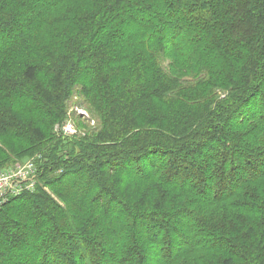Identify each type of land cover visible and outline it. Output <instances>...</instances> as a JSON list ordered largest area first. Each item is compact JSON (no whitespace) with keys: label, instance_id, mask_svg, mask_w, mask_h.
I'll list each match as a JSON object with an SVG mask.
<instances>
[{"label":"trees","instance_id":"trees-1","mask_svg":"<svg viewBox=\"0 0 264 264\" xmlns=\"http://www.w3.org/2000/svg\"><path fill=\"white\" fill-rule=\"evenodd\" d=\"M30 158L0 264H264V0H0V169Z\"/></svg>","mask_w":264,"mask_h":264},{"label":"built area","instance_id":"built-area-1","mask_svg":"<svg viewBox=\"0 0 264 264\" xmlns=\"http://www.w3.org/2000/svg\"><path fill=\"white\" fill-rule=\"evenodd\" d=\"M57 131L66 136H70L74 131L77 133L74 124L68 122L58 127ZM40 180L41 171L35 158L0 169V209L15 197L34 193L42 185Z\"/></svg>","mask_w":264,"mask_h":264},{"label":"rangeland","instance_id":"rangeland-1","mask_svg":"<svg viewBox=\"0 0 264 264\" xmlns=\"http://www.w3.org/2000/svg\"><path fill=\"white\" fill-rule=\"evenodd\" d=\"M71 112L72 113L69 116L68 123H70V124L73 123L74 127L77 129V123H78V121H80L79 117L82 116V117L88 118V112L86 110H84L83 108H73V109H71ZM76 134H78V130H77V133H75V131L72 132L70 137H72L73 135H76ZM47 191L49 193H51L49 188H47Z\"/></svg>","mask_w":264,"mask_h":264}]
</instances>
